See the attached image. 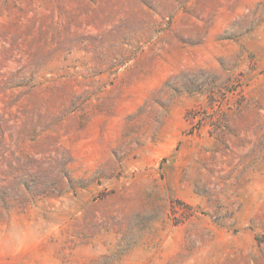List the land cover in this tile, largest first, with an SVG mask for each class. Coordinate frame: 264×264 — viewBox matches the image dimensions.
<instances>
[{"label": "rangeland", "instance_id": "374dc122", "mask_svg": "<svg viewBox=\"0 0 264 264\" xmlns=\"http://www.w3.org/2000/svg\"><path fill=\"white\" fill-rule=\"evenodd\" d=\"M0 264H264V0H0Z\"/></svg>", "mask_w": 264, "mask_h": 264}, {"label": "clouds", "instance_id": "9594fccd", "mask_svg": "<svg viewBox=\"0 0 264 264\" xmlns=\"http://www.w3.org/2000/svg\"><path fill=\"white\" fill-rule=\"evenodd\" d=\"M9 237L10 238L5 242L9 248L15 249L21 247L24 243V235L19 231L11 232Z\"/></svg>", "mask_w": 264, "mask_h": 264}]
</instances>
